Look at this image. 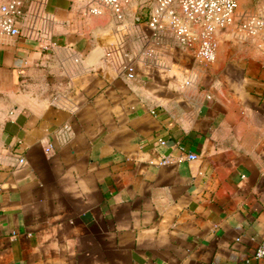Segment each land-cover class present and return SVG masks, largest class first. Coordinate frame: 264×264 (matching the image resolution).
I'll use <instances>...</instances> for the list:
<instances>
[{"label":"crops","instance_id":"1","mask_svg":"<svg viewBox=\"0 0 264 264\" xmlns=\"http://www.w3.org/2000/svg\"><path fill=\"white\" fill-rule=\"evenodd\" d=\"M90 1L26 0L20 33L0 32V264H264L246 262L264 239V50L234 24L212 63L172 42L152 62L139 0L123 21Z\"/></svg>","mask_w":264,"mask_h":264},{"label":"built area","instance_id":"2","mask_svg":"<svg viewBox=\"0 0 264 264\" xmlns=\"http://www.w3.org/2000/svg\"><path fill=\"white\" fill-rule=\"evenodd\" d=\"M134 0H91L85 12L87 14L102 13V6H109L119 20H124L128 8ZM26 0H5L0 4V32L19 34V21L25 14ZM134 12V19L145 22L147 32L142 53L152 57L156 62L160 54L166 51L172 42L180 47L195 48V56L203 63L209 64L217 57V32L237 24L239 29L256 38V44L264 50V13L238 11L239 0H139ZM147 8V11L144 9ZM116 53L123 59L121 66L130 78L136 76L135 57L131 51L118 44L110 54ZM156 113V109H152ZM160 143L167 140L159 138ZM195 152H188L194 158ZM165 161L166 158L164 159ZM20 161H25L24 156ZM240 240L241 236H236ZM264 256V239L262 243L246 259Z\"/></svg>","mask_w":264,"mask_h":264},{"label":"rangeland","instance_id":"3","mask_svg":"<svg viewBox=\"0 0 264 264\" xmlns=\"http://www.w3.org/2000/svg\"><path fill=\"white\" fill-rule=\"evenodd\" d=\"M254 9H249L247 6L244 5L243 2H241L240 4V12L241 13H245V12H256V13H264V0H254ZM224 38H227L228 40H230V38L232 39L233 36H231V34L225 33L224 34Z\"/></svg>","mask_w":264,"mask_h":264}]
</instances>
